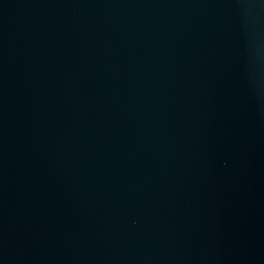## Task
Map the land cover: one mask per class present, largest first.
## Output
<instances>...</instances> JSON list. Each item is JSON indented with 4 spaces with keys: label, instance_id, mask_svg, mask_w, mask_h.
I'll list each match as a JSON object with an SVG mask.
<instances>
[{
    "label": "water",
    "instance_id": "water-1",
    "mask_svg": "<svg viewBox=\"0 0 264 264\" xmlns=\"http://www.w3.org/2000/svg\"><path fill=\"white\" fill-rule=\"evenodd\" d=\"M0 264H264V0H0Z\"/></svg>",
    "mask_w": 264,
    "mask_h": 264
}]
</instances>
